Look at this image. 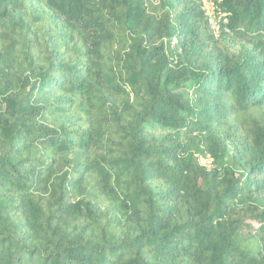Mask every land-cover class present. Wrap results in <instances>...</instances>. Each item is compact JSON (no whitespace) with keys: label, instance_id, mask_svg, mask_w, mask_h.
Returning a JSON list of instances; mask_svg holds the SVG:
<instances>
[{"label":"trees","instance_id":"obj_1","mask_svg":"<svg viewBox=\"0 0 264 264\" xmlns=\"http://www.w3.org/2000/svg\"><path fill=\"white\" fill-rule=\"evenodd\" d=\"M211 6L0 0V264H264V0Z\"/></svg>","mask_w":264,"mask_h":264},{"label":"rangeland","instance_id":"obj_2","mask_svg":"<svg viewBox=\"0 0 264 264\" xmlns=\"http://www.w3.org/2000/svg\"><path fill=\"white\" fill-rule=\"evenodd\" d=\"M212 1H214V0H204L203 1L205 6H208V9L205 6L204 7L207 10V15H210V16H213V14H212V6H211ZM156 135L159 136V133H156ZM202 163L205 164L206 166L210 167L211 161L203 160Z\"/></svg>","mask_w":264,"mask_h":264},{"label":"built area","instance_id":"obj_3","mask_svg":"<svg viewBox=\"0 0 264 264\" xmlns=\"http://www.w3.org/2000/svg\"><path fill=\"white\" fill-rule=\"evenodd\" d=\"M202 1V3H203V5L205 6V4H204V0H201ZM207 9H208V6H205ZM208 21H209V27L213 30V31H217V26H216V22H215V18H214V16H210V15H208Z\"/></svg>","mask_w":264,"mask_h":264}]
</instances>
